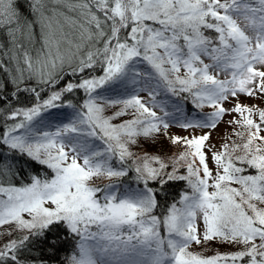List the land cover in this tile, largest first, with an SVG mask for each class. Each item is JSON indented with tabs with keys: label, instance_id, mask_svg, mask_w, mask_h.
<instances>
[{
	"label": "snow or ice",
	"instance_id": "6c2138e0",
	"mask_svg": "<svg viewBox=\"0 0 264 264\" xmlns=\"http://www.w3.org/2000/svg\"><path fill=\"white\" fill-rule=\"evenodd\" d=\"M0 71V145L12 156L0 162V227L9 226L0 235L15 237L0 246V264H46L22 255H55L69 239L67 264H264V110L223 107L240 94L264 96V0H0ZM65 76L75 79L41 100L37 89ZM161 90L213 110L180 121L156 103ZM22 93L36 102L15 106ZM228 111L247 136L213 152L215 174L204 151L210 131L170 137L187 149L171 162L131 150L173 123L214 129ZM130 172L138 187L121 192L117 181ZM177 181L190 191L162 205ZM214 240L241 250L191 251Z\"/></svg>",
	"mask_w": 264,
	"mask_h": 264
},
{
	"label": "rangeland",
	"instance_id": "374dc122",
	"mask_svg": "<svg viewBox=\"0 0 264 264\" xmlns=\"http://www.w3.org/2000/svg\"><path fill=\"white\" fill-rule=\"evenodd\" d=\"M206 62H208L206 60ZM183 72V70H182ZM221 79L224 78L223 75L220 77ZM167 93V92H165ZM163 92L162 95H157L156 97V103L164 108L165 111L168 113H171L175 115L180 121H191V120H203L205 115L209 112H211L213 109L205 104L204 108L200 110L199 112L193 111L191 113H186L185 109L183 108V104L180 108H176L174 106V103H172V96H170L169 93L165 94ZM141 97L143 99H148L147 93H140ZM177 102V101H176ZM236 103H241L243 105H246L248 107L254 108V110H264V96H260L257 94V96L254 97H248L247 95L240 94L236 98H229V101L225 102L223 104V107L226 109H232L236 105ZM172 109H168V108ZM119 108L117 106L116 108H109L105 110V115L109 116L112 114V112L116 111ZM158 115H162L161 108L157 107L154 109ZM56 112L54 113H70L71 109H65V108H59L55 109ZM131 112V110H129ZM247 115V113H245ZM131 115H126L120 118H117L113 121V123H121L124 120L131 119ZM252 119H254L256 122L259 123V116L258 111L256 114L252 116ZM242 120V117L239 113L228 111L224 115H222L220 121L217 124V127L214 129H183L179 127L177 124L173 123L171 124L170 128L168 129L167 135L162 136H156L154 138H144V137H138L137 138V145H132L131 150L135 152L139 156H143L145 153H147L149 156H159L162 159L165 160V162H171V160H174L179 157V155L186 151V146L180 142V143H172L170 137L174 136H181V137H188L190 135H200L205 131H210L211 136L208 141L205 142L204 151L207 154L208 158V164L209 167L212 169L213 174L217 171L216 165L214 161L212 160V154L213 152L222 151V146L224 144L231 145L233 142H235L238 145H242L247 136V129L241 127L240 124L235 123V121ZM230 121H233L230 123ZM67 122V121H65ZM54 130V129H52ZM244 132L245 138L241 139L240 136L236 135V133ZM260 135L264 136V131L260 133ZM94 144L98 148H102L104 146L103 141L99 140L98 138L94 139ZM255 143H260V141H256ZM243 149H237L236 152L233 153V155H242ZM197 166H198V159H197ZM246 167V166H245ZM170 170V169H169ZM180 173L181 174H187L185 167H180ZM247 174H255L254 169H248L245 173ZM108 180H103L98 183H108ZM233 187H238V185L233 184ZM138 185L136 182L131 186V188H136ZM129 188V187H127ZM126 189V187H125ZM211 190V189H210ZM260 207H264V205H258ZM202 224V222H201ZM9 230V226L5 225L3 227H0V233H6ZM14 236H6V235H0V246H2L7 240L13 239ZM241 250V246L239 245H231L222 243L219 241H212L204 246H196L194 245L191 248V251L200 253L204 256H212L217 253L220 254H226V253H232L235 251ZM229 264L231 262L229 261ZM236 264H242V262L237 261Z\"/></svg>",
	"mask_w": 264,
	"mask_h": 264
},
{
	"label": "trees",
	"instance_id": "16d2710c",
	"mask_svg": "<svg viewBox=\"0 0 264 264\" xmlns=\"http://www.w3.org/2000/svg\"><path fill=\"white\" fill-rule=\"evenodd\" d=\"M206 34L210 35L211 33H207ZM93 74H99V73H93ZM69 79H75L73 77L70 76H65V79L60 81V83L55 87V88H51L48 86H41V88H38L37 90L40 91V98L41 100L46 99L48 97V95L50 94L51 91H56L59 90V88L63 87L64 84L69 80ZM6 81V77L4 76V73L2 71H0V82H4ZM32 86L36 85V81H32L31 82ZM12 91V86L8 85L6 88V93H10ZM163 92L165 93V91L161 90L159 95H162ZM167 94V93H165ZM170 96H172V103H174V106L176 108H180L181 105L183 104V108L185 109L186 113H191L193 111L199 112L200 110H202V108H197L193 102V98L187 94V93H183L179 96H175L172 95L171 93H169ZM75 100H80L83 96L82 92H76L75 94ZM65 99H72L71 96H66ZM177 101V102H176ZM36 102L35 97L33 95H29V94H21L20 96V102L19 104H15V106L17 107H28L31 106L32 104H34ZM3 105H0V111H3ZM168 109H172V108H168ZM52 112H56L55 109L52 110ZM12 121H9V123H11ZM3 121L0 120V133L3 132V127H2ZM10 150L3 145H0V162H12V156L9 155ZM30 170H35L38 172L43 173L45 171V169L39 167L36 164H32ZM135 176L134 172H130L128 176L122 178L121 180L117 181V183L120 184V191L123 192L125 190V187H131L135 181L133 179V177ZM17 183H20V181H17ZM167 192H168V198L167 201L161 200V204L163 205L164 203H172L174 199H179V194L182 191L188 190L190 191V189H188L187 186V182L186 181H177V182H173L170 183L167 186ZM162 211V208H158L156 209L155 214L159 215L160 212ZM15 238V237H14ZM74 249V241H72L71 239L68 240L67 243L63 244L59 250L56 252L55 255H49L47 253H44L43 255H41L38 252H33L31 254L29 253H24L22 255V258L28 261H31L33 258H36L37 260L39 259H43L44 261H46V264H67V260L66 257H68L70 255V253L73 251Z\"/></svg>",
	"mask_w": 264,
	"mask_h": 264
}]
</instances>
